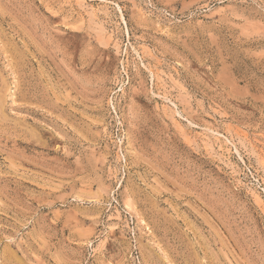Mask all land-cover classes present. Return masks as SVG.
I'll return each instance as SVG.
<instances>
[{
    "label": "rangeland",
    "instance_id": "obj_1",
    "mask_svg": "<svg viewBox=\"0 0 264 264\" xmlns=\"http://www.w3.org/2000/svg\"><path fill=\"white\" fill-rule=\"evenodd\" d=\"M0 264H264V0H0Z\"/></svg>",
    "mask_w": 264,
    "mask_h": 264
}]
</instances>
